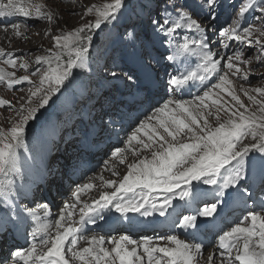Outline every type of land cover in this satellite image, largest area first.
I'll list each match as a JSON object with an SVG mask.
<instances>
[{
    "label": "snow or ice",
    "instance_id": "obj_1",
    "mask_svg": "<svg viewBox=\"0 0 264 264\" xmlns=\"http://www.w3.org/2000/svg\"><path fill=\"white\" fill-rule=\"evenodd\" d=\"M124 6L125 0L87 6L85 12L95 17L94 22L54 36L53 46L46 54L35 57L36 68L31 73L27 71L26 60L18 65L13 55L0 48V64L12 69L19 66L26 73L17 77L15 71H6L0 66V85L10 91L17 85L30 86L26 106L16 107L12 101L0 98V107L6 111L14 109L17 117L9 129L0 127V233H6L10 223L19 227L31 219L35 224L33 237L40 236L39 243L33 241L30 247L11 252L2 264H199L204 254V245L200 242L189 243L175 234L162 238L171 246H160L149 238L138 241L129 235L106 241L103 236H84V227L102 220L103 210L113 208L129 223L133 219L130 213L140 217H151L154 212L160 216L171 215L168 209L176 211L173 200L177 199L179 190L178 199L184 202L182 208L188 214L182 212L176 224L195 237L199 231L198 218L212 217L219 203L236 198H246L247 203L252 199L254 193L248 181L254 179L257 170L264 190V87L250 92L240 86L251 102L250 107L237 94L233 80L249 82L251 74L264 68V0H240L232 22L218 30L222 38L220 47L231 49L224 55L211 51L208 37L215 30L220 0H198L195 4L161 0L150 22L158 34L168 39L170 47L176 40L175 54L165 58L175 62L179 55L185 62L190 57L198 61L197 70L171 76L167 84L175 91L190 82L203 84L214 74L216 82L191 100H165L138 122V127L122 141L125 147H117L112 152L113 160L126 164V174L119 181H103L104 188L111 191H102L97 199L83 204L78 221L72 219L75 212L68 210L77 207L83 193L95 189L91 182L76 190L75 202L65 204L54 223L44 222L32 209L21 208L20 201L25 194L14 178L22 175L21 165L28 159L21 152L27 151V126L38 119L40 110L60 93L66 82L70 83L74 70H87L93 32L101 29L102 24L116 20ZM200 13L205 14L207 27L200 22ZM249 14L255 15L251 22L245 23ZM16 15L50 24L54 19L52 11L33 0H0V18ZM194 15L198 18H193ZM12 26L14 34L21 36L22 25L12 22ZM184 31L196 35H183ZM229 41L242 47L234 49ZM245 51L249 56H245ZM253 58L258 64L256 69L251 68ZM112 75L116 76V72ZM33 76L39 78L38 83L33 81ZM260 79L264 81V75ZM225 96L234 104H225ZM36 98L38 103L33 106ZM126 154L138 159L126 163ZM113 175L120 176L114 170ZM202 185L212 186V190ZM159 193L167 195L158 204L154 194ZM208 195L214 197L210 204L204 199ZM42 209L45 217L51 216L47 205ZM97 210L99 214L92 215ZM81 239L86 247L80 246ZM218 254L221 264H264V200L260 212L250 211L243 221L219 234ZM216 255L209 254L207 264H214Z\"/></svg>",
    "mask_w": 264,
    "mask_h": 264
},
{
    "label": "rangeland",
    "instance_id": "obj_2",
    "mask_svg": "<svg viewBox=\"0 0 264 264\" xmlns=\"http://www.w3.org/2000/svg\"><path fill=\"white\" fill-rule=\"evenodd\" d=\"M236 1L238 2V5H236V8L231 11L232 18H234V13L240 4V0ZM33 2L45 5L46 10H50L54 13L53 23L50 24L47 21L28 19L19 15L3 18L2 20H0L1 31L6 29L9 32H13L14 28L12 26V22L20 23L22 25V28L20 29L22 37L15 35L12 37L10 36L9 39V37L7 36V38L5 39L9 40V44L7 43L3 46L0 45V48L5 49L7 53L13 55L17 59L18 65L26 60L29 64V68L27 70L28 73H31L36 68V65L34 63L35 57L46 54V50L53 46L54 36L59 35L61 31H72L77 27L83 26L85 23L94 22L95 17L88 16L85 12V8L93 4L102 5L103 3L107 2V0H75L74 3H70L69 0H33ZM178 2L195 4L198 2V0H178ZM160 3L161 0H125V6L119 13L117 19L109 22L108 25L102 24L101 29L95 30L93 32L94 40L89 50V55L91 56L92 61L89 57L87 70H74L73 76L70 78V83L66 82L64 88L61 89L60 93L54 95L52 100L49 101V104L44 109L40 110V112L37 114V120L30 121L29 125L27 126L25 136L27 151L25 152L23 149L21 150L22 154L28 159L21 165L22 175L14 178L19 190L22 191L26 196H28L27 198H22V200L20 201L21 208L27 207L29 209H32L36 213H39L38 215L42 217L44 216L42 209L43 205H47L48 209L57 210L59 208L61 209V207L65 205L63 203L65 199H71L74 203V185H79L80 183H82L83 185L89 182L94 184L95 182L97 187V182L101 180V177H103L102 174L105 173L109 175V177L112 176L111 173L113 165H111L109 169H107V167H105L104 165L98 167V160H100V162L102 163L104 162V159H112L111 154L115 148L125 147L122 141H124L126 135L131 134L135 127H138L139 121L144 120L147 115H151L157 107L162 106L163 102L169 98H182L185 100H190L188 98H191L195 94H200L201 92L202 93L200 95H202L205 89L211 87L213 81L212 79H210V77L203 84L198 81L190 82L188 85H185L183 89H176L175 91L172 90L171 86L164 82L163 88L165 92L168 93V95L159 91L154 95L147 96V98L141 102L139 97H133V99H131L133 104L131 105H129L126 100L123 101V97L120 98L119 95L123 96L125 94V88H128V90H134L136 83L135 80L128 79V67L126 65H122V61L118 60L116 57V51L120 45L125 46L130 44L129 42L127 43V33H125V28H128L126 31H129L131 27H133L136 30L137 38H139V36L142 37L143 35H145L147 31H155L150 21L155 18L156 12L158 10L157 5ZM204 17L205 14L200 13L199 20L202 24L205 25V27H207V22ZM193 18L198 17L194 15ZM139 19L142 20L141 25L137 24V21ZM251 19L252 16L250 17V20L248 22H251ZM229 24L230 23H228L227 25H222L220 28L229 26ZM28 25H31V27H28ZM220 25L221 23L215 24V30L208 33V37L215 54L223 51V49L220 47V41L222 38L218 36V30L220 28L216 27ZM257 26H259V21H257ZM48 33H51V35H49ZM230 42L234 49L239 50L242 47L236 44V42L229 41V43ZM138 43L143 44L145 48L146 43L143 41V39L138 40ZM212 48L211 51L213 52ZM140 49H142V47H140ZM229 51H231V49H229ZM245 56H249V53L247 51H245ZM128 57L129 54L125 58L127 59ZM0 60H2V58H0ZM146 65L148 68H155L154 65L149 61L146 62ZM0 66L5 67L6 71H15L17 77L26 74L22 69L19 68V66L16 69H12L9 66L3 64H0ZM257 67L258 64L253 58L251 68L256 69ZM190 70H197V66L192 67ZM113 71L116 72V76L112 75ZM181 73L183 72L168 71L167 77L169 79L171 76L180 75ZM262 75H264V68H261L259 69V71L251 74L249 82H243L241 80L233 78L237 88V94L240 95L243 102L250 107L251 102L247 99V97L243 95V91L241 90L240 86L243 85V88L248 89L250 92L254 88L264 87V81L260 79ZM32 79L34 82L38 83V77L33 76ZM29 87L30 86L25 83L22 86H15V88L10 91L6 87L0 85V98L12 101L13 104L16 105V107L26 106L27 99L30 96ZM190 92H193L194 94L192 95L190 94ZM251 94L257 95L256 93ZM162 97H165V99L161 103L157 104V102ZM257 98L260 99L259 96H257ZM120 99L122 102L120 101ZM223 102L228 106L234 104V101H231L230 97L226 96L224 97ZM36 103H38V98L34 99L33 106H35ZM124 106H126V108H129L131 106L133 107V110L135 109V111H133L134 114L132 113V118L134 121L132 119H129V122H125V124L127 125L126 128L125 126L124 128L128 131L126 134H123L122 132L121 136L119 134L117 137H115L117 146L106 148L104 150L106 155H101L95 160L89 159L84 161V165L83 167H81V169L85 168L93 171L88 176H86V178H84L83 182L76 183L75 181L76 178H83V176L81 177V172H77L75 177H68L70 179L67 180L66 176L64 175L66 169L65 165L62 162L63 158L70 157L72 154L71 148L75 147L77 149L80 143L84 144L87 147L86 139L90 134V131L94 130V126L100 127L104 125L107 138L112 137V128L118 127V124L121 123H116L113 120V123L109 124L106 119L107 116L110 115H106V110H109V108L111 107L114 110L113 114H117L119 112V108H122ZM148 110L150 112L146 116H143ZM9 112L15 113V110L12 109L6 111L4 107H0V127L3 128L1 124L3 123L5 130L9 129L12 126L13 121L17 119L16 115L11 116L6 129L5 119H7V115L9 114ZM140 118L142 119L140 120ZM131 124H133L132 127H130ZM81 133L85 135V139L83 140H81L83 138V135H81ZM79 135H81L82 137L80 138ZM102 138V135H98L97 139L93 140L91 143L92 146L99 147V151H97V153L101 152L105 148L104 140ZM66 149H69L68 153H66ZM89 152H91L90 149ZM47 155H49V161L51 165L46 170L47 175L50 177V175H53V172L57 173L55 176H51V181L59 178V174L65 176V186H63L64 188L60 189L59 191L57 190L54 192L51 189H46L38 179L33 178L32 175H29L28 169L32 166L31 163L34 165H39L41 164V162H43ZM126 156H128V154H126ZM127 162H129L128 159L126 160V163ZM96 166L98 168L93 169ZM123 175L124 174L115 176L111 178V180L119 181L120 177H122ZM24 177L27 178L26 183L22 181ZM39 184H41L44 188L48 200L51 197L53 203L50 201L49 203L44 202V200L41 198L44 192L39 189ZM96 187L95 190L97 189ZM202 187L209 189V191L212 190V186L202 185ZM95 190L93 191V194H98ZM110 190L111 189H109L108 191ZM154 195H156L158 200L160 195ZM33 196L36 197V200L33 199ZM176 196L177 199L173 200V205L175 208L178 206H182L184 203L178 199L179 190H177ZM207 197H205L207 203L210 204L214 201V197H212L211 195H208ZM241 200H243V198H237V201ZM92 201L93 198L90 197L89 192L83 193L81 195L80 203L77 205V207L74 210H69L75 212V215L72 219L77 221L80 217V207H82L83 204L91 203ZM232 201L233 200L228 201L227 203H219L217 213H215L212 217H207V219H205L206 221L218 223L219 232L217 233L216 239H218L219 234H221L222 231L229 230L231 227L236 225L235 219L233 217H228L227 219L223 218L221 222L218 220V217L221 214L224 215L226 207H228ZM55 204H57V207L55 206L54 208ZM202 206L203 203L200 204V207ZM57 217L58 216H54L53 219L48 220V223H54V220ZM247 226H250V224H248ZM9 228L10 226H8L6 233H0V255H2L4 259L8 257L11 252L17 250L15 247H9L12 243H14H9L10 239L12 238V236L8 235ZM208 229L211 230V228ZM94 235L101 236L99 234H93V236ZM120 236L121 234H115L113 236L111 235L109 237V240L116 239ZM164 236L166 235L153 234L132 238L138 241L149 238L158 243L160 241H163L162 238ZM38 239H40V236H38ZM181 239L190 242L187 239ZM6 246L7 249L5 248ZM80 246H87L83 239H81L80 241ZM106 246L110 247V244H106ZM211 249L213 250L215 249V247L206 248L205 251ZM68 255L70 256V254ZM4 259L0 260V264H2Z\"/></svg>",
    "mask_w": 264,
    "mask_h": 264
},
{
    "label": "clouds",
    "instance_id": "obj_3",
    "mask_svg": "<svg viewBox=\"0 0 264 264\" xmlns=\"http://www.w3.org/2000/svg\"><path fill=\"white\" fill-rule=\"evenodd\" d=\"M228 7L229 6L226 3V0H220L219 9L222 10L221 11V17H219L220 20L215 22V24L221 23L220 27L222 25H227L228 23H231L232 20H233V18L231 16V11H233V9H230ZM245 23H248V21L246 20ZM229 44L231 45V42ZM228 51L229 50H224L223 49V51H221L220 54L221 55L222 54H226V52H228ZM215 80H216V77H215ZM258 181H260L259 184H257ZM249 184H250V187H251V191L254 193L252 199L247 200V203H245V199L246 198H243V200L237 202V204L239 203L240 206L236 205V208H232L230 206L226 207L224 215L221 214L218 217V220L220 222L222 221L223 218L227 219L228 217H233L235 219V223L237 224L238 222L243 221V219L246 216V214H248L250 211H252V210L255 211V209L257 207L256 199L257 198L264 199V190L258 192L257 194L255 193V189H257L258 186H261V176H260L259 170H257V173H256L254 179L249 180ZM159 195H160V197H159L157 203H159L162 200L163 196L167 195V194L159 193ZM233 207H235V205ZM260 211H261V208H259L257 210V212H260ZM182 212H183V214H188L187 210H185V209H177L176 212H174L172 214V215H175L174 218L171 221L169 220L166 224H164V226H163L164 230H161V232L159 234L160 235L175 234L179 238L187 239L188 241H190L192 243L200 242V243H202L204 245V247L211 248V247H215L216 246L217 249H218V239H216L217 233L219 232L218 223L206 221L205 219H207V218L199 217L198 221H197V223L199 225V231L195 232V237H192V236H189V235L186 237L185 236V230L180 229L177 226V224H176L177 220L179 219V215ZM153 214L159 215V213H157V212H154ZM137 215L138 214H135V213L131 214L132 217H135ZM120 221H122V217L120 216L119 213H116L114 208H113L112 209V214L109 215V216L104 217L100 221V223L102 224L103 222H111V223H116L117 224V223H120ZM155 222H156L155 221V216L152 215L151 217H149V219L146 221V223H144V225H150V224H153ZM138 225H139V223L134 224L133 223V219H132L131 223H129V222L127 223L126 230H129V231L133 230ZM208 228H211V230H209ZM124 232L126 234V231H124ZM123 234H121V235H123ZM129 234H130L131 237L139 236V235H137V233H134V232H128V235ZM92 235H90V236H92ZM101 236H104V235H101ZM105 236H108V235H105Z\"/></svg>",
    "mask_w": 264,
    "mask_h": 264
},
{
    "label": "bare ground",
    "instance_id": "obj_4",
    "mask_svg": "<svg viewBox=\"0 0 264 264\" xmlns=\"http://www.w3.org/2000/svg\"><path fill=\"white\" fill-rule=\"evenodd\" d=\"M3 18H0V20H2ZM22 28V27H21ZM21 31V30H20ZM15 30L13 31V32H9L8 30H0V45H6L7 43L9 44V40L8 39H5V38H7V36L9 37V39H10V36L12 37V36H15ZM22 37V36H21ZM211 48H212V44H211ZM212 50H213V48H212ZM213 53H214V50H213ZM184 70V68L181 70V72H185V71H183ZM118 85H121V84H118ZM124 87H126V86H124ZM138 91V90H137ZM165 91V90H164ZM163 91V92H164ZM125 92H126V90H125ZM127 93V92H126ZM120 96V98H122V95H119ZM121 110H120V113H118V116H120V117H116L117 119H119V120H121V121H116V123H121V124H119L118 125V127H116V129L117 130H120L121 132H123V134H126L127 133V131L128 130H125V128H124V126H126L124 123L125 122H129V119H132L133 120V118H132V113H133V111H135V109L133 110V107H129V108H126L125 106L124 107H122V108H120ZM106 112H108L109 114H111L113 117L115 116L114 114H113V112H114V110H113V108H109V110H106ZM150 111L148 110V111H146V114L145 115H143V116H146L148 113H149ZM152 112V111H151ZM134 114V113H133ZM15 115V113L14 112H9V114L7 115V119H5L6 121H5V125H6V129H7V126H8V123H9V120H10V117L11 116H14ZM142 118H140V120H141ZM134 121V120H133ZM2 124V126H3V128H4V124L3 123H1ZM132 125L133 124H131V126L130 127H132ZM100 127H102L103 129H105V126L104 125H102V126H100ZM81 135H83L82 133H81ZM85 139V138H84ZM105 145V148L101 151V152H99V153H96V154H91L90 152H87V151H85L83 148H82V146L81 145H79V147L76 149V151H75V157L74 158H77L79 161L80 160H82L84 157L86 158L85 160H89V159H91V160H95L96 158H98L99 156H101V155H106V153L104 152V150L106 149V148H110V147H112V146H114V147H116L117 145L116 144H114V143H105L104 144ZM107 151V150H106ZM112 155V154H111ZM63 157V156H62ZM112 158V157H111ZM129 160V162H127V163H132V162H134L135 160H137L138 158L137 157H134V156H132L131 154H128V156H126V160ZM85 160H83L82 162H81V165H80V167H83V165H84V161ZM102 165H104L105 167H107V169H109V167L111 166V165H113V169H112V176L111 177H109V175H107V174H102V178L103 179H101L100 181H98L97 183V189L95 190L98 194H93V191H90L89 192V195H90V197L91 198H93V200H95V199H97L98 198V196H99V194H100V192H102V191H105V190H109V189H105L104 188V186H103V181H107V180H111V178H113V177H115V175H113V170L114 171H116V172H118L120 175H122V174H126V170H127V168H126V164L123 166H121V164H119V162L117 161V160H113V159H104V162H100V160H98V164H97V166L99 167H101ZM95 167L94 169H96V168H98V167ZM88 168V167H87ZM104 170V169H103ZM93 171V170H92ZM91 171V172H92ZM91 172H87L86 170L84 171V172H82L84 175H86V176H88ZM64 175L66 176V178H67V180H69L70 178H68V176H67V174H66V172L64 173ZM99 180V179H98ZM22 181H24V183H26V181H27V178H23L22 179ZM80 182H83V180H81V179H78V180H76V183H80ZM94 182V181H93ZM82 185V183H80L79 185H74L75 186V191H74V193L76 192V190L80 187ZM94 185L96 186V183L94 182ZM24 186V185H23ZM38 186H41V184H39ZM111 191V190H110ZM260 191H262L261 190V186H259L257 189H255V193L257 194L258 192H260ZM22 192V191H21ZM27 193V192H26ZM88 193V192H87ZM28 196H26V195H24V197L23 198H27ZM41 198L44 200V201H48V197H47V195H42L41 196ZM53 198V197H52ZM33 199H35L36 200V197H34L33 196ZM262 200H264V199H262V198H257L256 199V203H257V207H256V209H255V211H257L259 208H261V201ZM50 201L52 202V200H51V197H50ZM64 201V200H63ZM90 202V201H89ZM237 202H239V201H237ZM33 203H35V202H33ZM53 203V202H52ZM64 204H68V203H73L72 202V200L71 199H65V201L63 202ZM40 206V205H39ZM55 206L57 207V204H55L54 205V208H55ZM39 208V207H38ZM64 209V206L63 207H61V209L59 208V209H57V210H53V209H49L50 210V212H51V217H50V219L49 220H51V219H53V217L54 216H58L60 213H61V211ZM41 210V209H40ZM70 210V209H69ZM68 210V211H69ZM39 214V213H38ZM48 217H45V216H42L41 217V219L44 221V222H46V223H48V219H47ZM79 219V218H78ZM53 231H55V229H53ZM96 232H102V231H98V230H96ZM84 236H85V234H83ZM93 236V235H92ZM111 236V235H110ZM110 236H104V238L108 241L109 240V237ZM113 236V235H112ZM91 237V236H90ZM139 238H141V237H139ZM181 239V238H180ZM111 240V239H110ZM189 243H192V242H189ZM157 244H159L160 246H171V245H169L168 243H167V241H165V240H163V241H160V242H158ZM10 248H12V247H18V245H17V243H13L12 245H10L9 246ZM110 247H111V244H110ZM6 249H7V246L5 247ZM206 248L207 247H204V254H203V256L200 258V260H199V264H207V260H206V258H207V256L209 255V254H212V253H217V255L215 256V261H214V264H221V261H220V257H219V254H218V249H217V247L215 246V249H211V250H208V251H205L206 250ZM70 254V253H69ZM4 259V257L2 256V255H0V260H3Z\"/></svg>",
    "mask_w": 264,
    "mask_h": 264
},
{
    "label": "trees",
    "instance_id": "obj_5",
    "mask_svg": "<svg viewBox=\"0 0 264 264\" xmlns=\"http://www.w3.org/2000/svg\"><path fill=\"white\" fill-rule=\"evenodd\" d=\"M108 24H109V22L107 23V25H108ZM137 24H138V25H141V24H142V20L139 19V20L137 21ZM127 29H128V28H125V33H127V31H126ZM89 57H90V59H91V56H90V55H89ZM91 61H92V59H91Z\"/></svg>",
    "mask_w": 264,
    "mask_h": 264
}]
</instances>
